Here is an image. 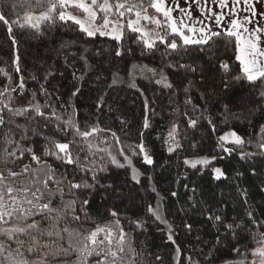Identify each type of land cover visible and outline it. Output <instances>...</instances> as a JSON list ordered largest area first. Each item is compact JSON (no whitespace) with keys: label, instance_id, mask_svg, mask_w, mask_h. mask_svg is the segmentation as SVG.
I'll use <instances>...</instances> for the list:
<instances>
[{"label":"trees","instance_id":"obj_1","mask_svg":"<svg viewBox=\"0 0 264 264\" xmlns=\"http://www.w3.org/2000/svg\"><path fill=\"white\" fill-rule=\"evenodd\" d=\"M13 2L20 6L16 9L6 7ZM133 2L138 0H129V3ZM148 3L149 0H144L146 7ZM0 8L8 13L10 19L19 18L21 23L25 14L46 10L29 6L26 0H0ZM148 14L154 15V10L149 9ZM110 18L117 19L115 16ZM13 29L17 41L15 46L11 44L6 27L0 23V68L5 69L12 77L9 81L0 73V89L6 84L15 88L21 77L25 81L22 89L12 93L11 107L27 105L35 93L36 100L42 105L46 102L51 104L63 119H68L75 111V119L81 126L98 120L101 128L115 132L119 137V144L110 133H101L95 142L100 147H108L122 163L123 157L118 150L123 148L125 154L130 155L131 148L140 143L141 132L145 144L154 156L153 165H144L141 160L133 157V164L142 173L139 183L132 180L130 168L108 164L106 153L90 156L97 165L107 164V171H98L96 180L92 179L91 172L71 165L65 168L60 161L42 156L55 170L58 178L66 176L73 183L87 181L93 185L90 189L82 187L73 190L74 195L65 186L63 198L76 199L75 214L80 216V221H73L68 217L60 221L59 228L94 229L97 225L109 224L115 229L116 218L110 215L114 210L119 214L124 231L129 234L127 238L140 253L137 264H192L193 261L196 264H238L243 258L242 254L255 246L253 237L258 238V233L264 232V227L253 226L252 223L253 219L264 222V152L257 147L264 136V112L250 103L260 99L264 82L250 83L234 79L240 75L234 41L230 43L226 38L219 37L213 43L211 52L206 50L200 53L193 46L187 54L182 51L165 57L163 47L155 52L145 51L140 44L133 43L135 35L126 32L123 47L131 48L132 51L123 57H115L113 52L117 47L116 42L108 37H88L71 21L57 20L54 24H45L40 33L15 25ZM14 52L20 58L19 72H16L12 63ZM98 52H102V55H98ZM81 56L86 57V60L81 59ZM168 59L194 64L197 72L192 74L182 69L165 68L173 84L171 89L155 84V79L159 77H153L151 73L141 75L138 70H134L129 75L133 65H148L158 69L164 67ZM219 61L229 62L228 73L219 67ZM114 74H118V83L112 85ZM133 82L136 84L135 88L130 87ZM224 82L229 85L227 89L224 88ZM42 86L47 94L41 91ZM77 88L80 91L73 95ZM186 88L191 104H185ZM101 96L103 106L98 109ZM0 99L8 102L7 97ZM145 100L148 101L147 111ZM225 105L231 110L230 113L225 111ZM185 111L199 120L195 128L188 127L182 115ZM145 116L150 122L148 129L142 127ZM5 118L7 119V115ZM207 118H211L216 126L215 131ZM14 119L17 124L28 125L30 130L22 147L32 146L37 155L43 152L46 143L44 137H54L61 142L72 139L71 134H57L54 120L45 127L42 118L29 120L18 116ZM174 123L180 126L177 139L181 148L169 153L165 140ZM33 128L38 135H33ZM230 129L244 137L246 143L227 155L219 149L218 137ZM6 130H0V137ZM105 138L107 143H100ZM16 139H19V135ZM3 148V140L0 139V153ZM246 151H252L255 155L241 159L240 152ZM198 155L223 158L213 161L208 167L197 165L192 168L184 164L187 157ZM28 163L30 157L25 155L14 164H0V169L7 167L19 172ZM31 166L37 167L35 163ZM217 167L225 173L220 179H216L212 171ZM153 187L155 192L152 191ZM242 191H246L247 195H242ZM173 192L176 193L175 196L172 195ZM84 200L88 204L83 205ZM149 204L153 207L160 206L161 218L167 220V224L156 220L147 212ZM60 205L61 201L57 196L53 206ZM249 212L253 214L252 218L247 215ZM217 215L222 217V222L209 218ZM35 219L41 223L42 228L49 226L48 218L36 216ZM135 220H142L143 228L129 224V221ZM227 224L239 227L229 231L225 227ZM186 225H191V228ZM169 231L175 243L168 240ZM20 239L27 241L28 237L21 235ZM67 240L65 235L63 241L57 242V248H67ZM43 241H48V238L44 237ZM177 246L181 249L179 257L175 251ZM10 247L16 249L17 244L13 242ZM234 247L241 250L240 255L233 251ZM157 256L160 257L159 260L156 259ZM188 257L192 260L189 261ZM36 258V255L28 256L30 260ZM48 261L49 264H75L76 254L61 255L58 259L49 256Z\"/></svg>","mask_w":264,"mask_h":264},{"label":"snow or ice","instance_id":"obj_2","mask_svg":"<svg viewBox=\"0 0 264 264\" xmlns=\"http://www.w3.org/2000/svg\"><path fill=\"white\" fill-rule=\"evenodd\" d=\"M29 6L44 8L46 10L39 13H27L23 16V23L20 19H10L8 13L0 8V23L7 30L11 44L15 46L17 41L13 35V25L19 28H27L35 33H40L45 24H54L57 20L61 22L71 21L78 26L79 31L88 37H108L116 42L117 47L114 49L115 57H123L126 53L132 51L131 48L125 49L123 41L125 33L135 35L133 43L140 44L142 49L149 52H155L160 47L165 50V57L179 54L182 51L187 54L191 47L195 46L200 53L206 50L211 52V48L216 38L224 37L227 42L234 41L235 59L239 62L240 75L236 76V80H246L250 83L264 82V20H256V17L264 18V0H213L214 4L218 5V9L208 6V0H205L204 5L200 4V0H192L187 3L186 7L180 6V0H149L147 7L144 0L129 3V0H26ZM195 4L199 8L200 15L194 17L195 9L192 5ZM242 4L247 5L244 9L250 12L251 15H238L237 7ZM257 4L260 9H257ZM20 5L16 2L6 5L7 8L16 9ZM78 10L82 16L74 15L68 9ZM149 9L154 10V15H149ZM227 9V13L224 11ZM178 12L179 15H173ZM15 14V13H13ZM115 16L113 20L110 17ZM134 16V18H131ZM102 20L101 24H97V20ZM141 21H148L155 25L153 29H146L142 26ZM248 25H253L249 28ZM161 30L163 34H161ZM87 51V50H85ZM102 55V52H98ZM81 59L86 60V57L81 56ZM19 55L14 52L13 65L16 72L20 71ZM183 59V56H181ZM219 67L225 73L229 72L230 64L227 61H219ZM168 69H182L186 73H196L197 67L194 64L180 63L168 59L166 65L160 68H152L148 65H133L129 75L133 74L134 70H138L141 75L151 73L155 79V84L163 88L171 89L173 84L169 80L168 74L165 71ZM0 73L5 75L9 81L12 77L7 71L0 68ZM50 74V73H49ZM35 79V77H33ZM99 79V77H97ZM24 79L20 78L19 83L13 88L9 84L0 89V98L7 97L8 102L5 103L0 99V130L7 129L3 132L0 139L3 140L4 148L0 153V164L7 165L9 162L13 164L19 159L27 155L30 157V163L24 164L19 172L12 171L11 168L0 169V264H49L48 257L53 256L59 258L61 255L70 253L76 254L75 264H137V258L140 256L132 245V242L127 238L128 233L124 231L119 214L116 211H111L110 215L114 218L115 229L109 224L104 226L97 225L94 229L70 230L68 227L59 228V223L66 220L68 217L73 221H80V216L76 215V199L64 200L65 186L69 193L74 195L73 190L93 187L87 181L73 183L66 176L57 177L55 170L49 165L43 157L54 158L60 161L67 168L71 165L85 172L92 173V179L96 180L98 171H107V164L97 165L94 159L99 153H106L108 164L116 165L119 168H130L131 178L137 183L140 182L139 176L142 175L139 169L133 164V157L138 158L144 165H153L155 163L154 156L149 147L143 140V132L140 133V143L131 148V154L126 155L123 148H120L119 155L123 157V163L116 155H113L108 147H100L95 140L99 138L101 133H110L117 144L120 143L119 137L110 129L101 128L99 121L92 124H81L75 119V111L68 117H63L49 103L42 105L36 100V94H33L32 101L23 107L13 108L11 104V96L17 89L24 87ZM118 83V74H114L111 84ZM111 87V85H109ZM130 87L135 88V82L130 84ZM229 87L227 82H224V88ZM41 91L47 94V90L41 88ZM80 91L77 88L72 94L76 95ZM185 89L186 100L185 104H191V97L187 95ZM260 99L250 101L264 112V91L260 92ZM97 104L98 109H102L103 96L99 98ZM225 111L230 113L227 105L224 106ZM145 110H148V101L145 100ZM7 115V119L5 116ZM186 119L188 127L195 128L199 120L192 118L187 111L182 113ZM203 115V114H201ZM24 116L29 120L42 118L45 121V127L53 120L56 121L55 130L57 134L67 136L71 134L72 139L67 142H61L54 137H44L46 143L43 152L37 155L32 146L22 147L27 140L29 127L27 124L15 123V117ZM209 125L215 131V125L211 118H207ZM123 123V121H122ZM142 127L148 129L150 122L145 116ZM33 135H38L35 128L31 129ZM264 132V126H262ZM19 135V139L16 136ZM180 135V126L178 123L171 125L165 143L168 144L167 151L173 153L181 148V143L177 139ZM100 143H107V139L100 140ZM246 143L244 137L239 135L234 129L224 132L218 137L219 149L231 155L239 147ZM15 144V147L12 145ZM257 147L261 152H264V136ZM11 149V150H10ZM75 153V155H74ZM83 154V159L81 156ZM254 153L240 152L241 159H246ZM223 157L211 156L200 157L198 159H185L184 164L195 168L197 165L208 167L217 159ZM103 159V158H102ZM32 163L37 165L32 168ZM215 178L220 179L225 175L224 171L217 167L212 169ZM255 170L253 169V173ZM24 177V179H20ZM150 179V178H149ZM153 192L156 189L153 187ZM242 195L246 196V191H242ZM176 195L175 192L172 193ZM59 196L61 205L53 206L54 200ZM83 205L88 204L87 200L82 202ZM160 206L153 207L152 204L147 206V212L156 220L167 224V220H162ZM81 210H83L81 208ZM250 218L253 214H247ZM36 216H41L49 219V226L42 228L41 223L35 219ZM215 221L222 222V217L217 215L209 217ZM31 220V222H28ZM253 226L264 227V222H257L253 219ZM130 225L136 228H143L142 220L129 221ZM191 228V225H186ZM226 230H233L239 225L227 224ZM169 228L171 226L169 225ZM84 233H87L84 235ZM28 237V240L20 239V236ZM67 236V248H57V242L63 241ZM47 237L48 241H43ZM102 237V238H101ZM168 240L175 243L171 231L168 234ZM219 241V237H217ZM254 247L247 249L242 254V259L238 264H264V232L258 233V238L253 237ZM17 244L16 249H11V243ZM8 245V247H6ZM177 257L181 253L179 246L175 249ZM238 255L241 254L239 248L234 247ZM27 253L28 255H26ZM29 255H36L37 258L30 260ZM251 256V259L248 257ZM160 259L159 256L156 257ZM191 261L192 258L188 257ZM196 264V262H192Z\"/></svg>","mask_w":264,"mask_h":264},{"label":"rangeland","instance_id":"obj_3","mask_svg":"<svg viewBox=\"0 0 264 264\" xmlns=\"http://www.w3.org/2000/svg\"><path fill=\"white\" fill-rule=\"evenodd\" d=\"M251 2H255V0H251ZM204 3H205V0H200V4L201 5H204ZM230 3H231V0H230ZM187 6V4H186V2L183 0V7H186ZM208 6L209 7H213V8H215V9H217V10H219L218 9V5L217 4H214L213 3V0H208ZM192 7L195 9V11L194 12H199V8L197 7V5H195V4H193L192 5ZM247 7V5H244V4H242L240 7H237V9H236V12H237V16H236V18H239V16H242V15H251V13L250 12H246V11H244V9ZM257 9L259 10L260 9V5L259 4H257ZM69 11H72L73 12V14L74 15H77V16H82L83 14L82 13H80L79 11H75V10H73V9H68ZM226 13H227V9H225L224 10ZM199 14H200V12H199ZM195 16H196V14H195ZM110 19H112V18H110ZM256 20H258V21H260V20H264V18H261V17H256L255 18ZM113 20H115V19H113ZM102 23V20H97V24H101ZM141 24H142V26H144L146 29H153V28H155V25H153V24H151V23H149L148 21H141ZM248 27L249 28H251V27H253V25H248ZM246 153H253L252 151H246ZM205 156H207V155H198V156H193V157H187L186 159H198V158H200V157H205ZM207 157H210V156H207ZM3 259V257L2 256H0V260H2ZM250 259H251V257H250Z\"/></svg>","mask_w":264,"mask_h":264},{"label":"crops","instance_id":"obj_4","mask_svg":"<svg viewBox=\"0 0 264 264\" xmlns=\"http://www.w3.org/2000/svg\"><path fill=\"white\" fill-rule=\"evenodd\" d=\"M184 1L186 2V0H184ZM191 2H192V0H187V3H191ZM180 6L183 7V0H180ZM195 14H196V16L200 15L199 12H197V11L193 12V16L194 17H196ZM173 15H179V13L178 12H174Z\"/></svg>","mask_w":264,"mask_h":264}]
</instances>
